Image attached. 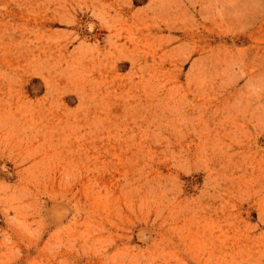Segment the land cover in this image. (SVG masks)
<instances>
[{
    "label": "rangeland",
    "instance_id": "1",
    "mask_svg": "<svg viewBox=\"0 0 264 264\" xmlns=\"http://www.w3.org/2000/svg\"><path fill=\"white\" fill-rule=\"evenodd\" d=\"M0 264H264V0H0Z\"/></svg>",
    "mask_w": 264,
    "mask_h": 264
}]
</instances>
